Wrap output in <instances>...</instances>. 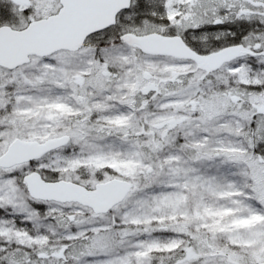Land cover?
Returning <instances> with one entry per match:
<instances>
[{
    "label": "snow or ice",
    "instance_id": "obj_1",
    "mask_svg": "<svg viewBox=\"0 0 264 264\" xmlns=\"http://www.w3.org/2000/svg\"><path fill=\"white\" fill-rule=\"evenodd\" d=\"M0 264H264V0H0Z\"/></svg>",
    "mask_w": 264,
    "mask_h": 264
}]
</instances>
